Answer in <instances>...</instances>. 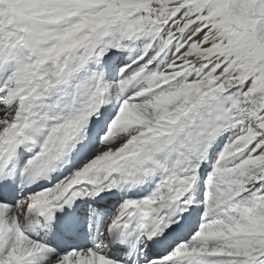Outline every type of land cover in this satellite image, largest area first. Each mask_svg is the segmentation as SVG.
<instances>
[{
  "label": "snow or ice",
  "instance_id": "obj_1",
  "mask_svg": "<svg viewBox=\"0 0 264 264\" xmlns=\"http://www.w3.org/2000/svg\"><path fill=\"white\" fill-rule=\"evenodd\" d=\"M0 264H264V0H0Z\"/></svg>",
  "mask_w": 264,
  "mask_h": 264
}]
</instances>
